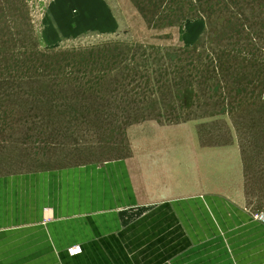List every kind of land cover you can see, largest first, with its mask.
<instances>
[{"label":"rangeland","instance_id":"374dc122","mask_svg":"<svg viewBox=\"0 0 264 264\" xmlns=\"http://www.w3.org/2000/svg\"><path fill=\"white\" fill-rule=\"evenodd\" d=\"M52 1L0 0V179L122 160L264 220V0H107L115 32L61 40Z\"/></svg>","mask_w":264,"mask_h":264},{"label":"crops","instance_id":"0c3cea01","mask_svg":"<svg viewBox=\"0 0 264 264\" xmlns=\"http://www.w3.org/2000/svg\"><path fill=\"white\" fill-rule=\"evenodd\" d=\"M48 21L52 40L117 30L107 0ZM0 264H264V224L214 196L147 202L122 160L59 168L0 179Z\"/></svg>","mask_w":264,"mask_h":264},{"label":"built area","instance_id":"2783aa9c","mask_svg":"<svg viewBox=\"0 0 264 264\" xmlns=\"http://www.w3.org/2000/svg\"><path fill=\"white\" fill-rule=\"evenodd\" d=\"M259 220H261V222L264 224V220H262L261 218ZM68 252L70 255H77L78 253H80V250L77 248H74V249H69Z\"/></svg>","mask_w":264,"mask_h":264}]
</instances>
